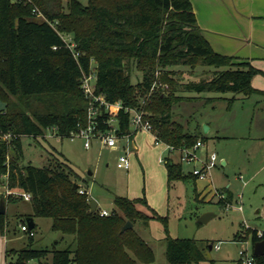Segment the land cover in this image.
I'll list each match as a JSON object with an SVG mask.
<instances>
[{"label":"trees","instance_id":"trees-1","mask_svg":"<svg viewBox=\"0 0 264 264\" xmlns=\"http://www.w3.org/2000/svg\"><path fill=\"white\" fill-rule=\"evenodd\" d=\"M30 1V5H24L0 0V103L9 102L8 108L0 112V132L12 136L8 144L0 143V185L1 177L7 174L9 188L30 194L32 215L21 220L22 224L26 218H47L51 231L72 240L63 249L54 244L50 250H34L33 237H28V247L9 254L15 256V264H41L48 255L49 263L43 264H151L153 253L145 242L132 229L121 232L126 222L147 224L151 220L161 222L166 232V220L149 208L144 197H115L113 204L122 216L90 213L86 195L78 194V187L73 188L77 176L62 158L54 156V165L48 163L42 168L18 165L23 157L21 138H35L51 128L56 129L55 137L69 138L76 124L84 123L87 101L79 87L81 72L94 70L95 93L108 103L119 102L123 108H136L140 97L155 81L158 83V73L161 82L168 83L169 92L153 91L150 105L145 107L153 133L160 143L173 149L190 148L197 140L204 141L172 120V107L195 98L176 94L264 95L251 86L252 77L259 71L212 51L189 0H86L85 5L78 0ZM33 6L55 25L56 31L31 14ZM57 33L71 35L79 53L77 61ZM174 67H207L214 71L207 79L177 83L167 78L175 74L171 70ZM133 70L141 75L134 85ZM30 101L41 103L44 110L25 112L20 106ZM109 117L118 120V135L128 132V115L123 110L102 112L100 123ZM103 128L105 125L100 124L99 129ZM164 167L168 188L173 182L193 178L183 175L181 165L169 158L164 160ZM16 200L21 199L9 197L5 202ZM139 206L150 214L139 210ZM4 216L0 215V233ZM35 228L34 224L31 230ZM245 238L254 244L264 240V234L259 239L256 231H248ZM235 239L242 241L238 234ZM164 244L167 264L203 260L192 239H175L166 233ZM253 258L255 264H264V254Z\"/></svg>","mask_w":264,"mask_h":264},{"label":"rangeland","instance_id":"rangeland-1","mask_svg":"<svg viewBox=\"0 0 264 264\" xmlns=\"http://www.w3.org/2000/svg\"><path fill=\"white\" fill-rule=\"evenodd\" d=\"M78 1L86 4V0ZM90 65L93 69L94 61ZM171 70L175 74L168 75L167 78L177 83L207 79L214 71L207 67H174ZM140 76L139 72L133 70L131 84H137ZM160 79L159 74L154 91L167 94L169 85L162 83ZM176 95L195 98L174 105L172 120L182 125L186 132L201 138L208 153L216 155L217 165L211 171L213 188L224 195V201L231 204V208L225 209L224 203H218L216 198L199 199L194 182L189 178L176 181L173 188H168L164 160L170 154L163 144L155 145L153 137L144 132H137L132 138L137 152L128 155L127 171L115 166L117 157L122 153L120 147L108 149L93 139L90 147L85 149L84 140L80 138L60 139L48 131L35 138H21L23 157L18 165L29 164L42 168L48 163L54 165V156L62 158L77 176L73 178L74 184L86 192L89 202H96L94 213L104 210L122 216L113 204L115 197L130 200L144 197L149 207L166 220V232L164 225L155 220L147 224L136 221L132 225L131 229L153 253L151 264H167L164 254L166 233L171 238L192 239L196 242L203 260L191 264H234L240 245L235 236L238 234L243 241L249 239L245 238L248 231H264V100L254 95L245 97L215 92H182ZM208 98L212 100L208 101ZM230 99H233L231 103ZM9 100L17 103L14 98L9 97ZM146 101L148 107L150 96ZM1 103L4 104L5 111L9 102ZM20 107L28 113L44 110L41 103L34 101ZM203 126L210 127L205 134L202 132ZM222 159L227 161L224 167L220 166ZM191 170L192 165H184L183 175H188ZM202 185V182H196L195 187L199 190ZM238 206L241 211H237ZM138 208L144 209L141 206ZM145 214L150 213L145 209ZM205 214L211 217L206 222L199 223L198 219ZM31 215L29 202L16 200L7 204L5 232L0 235V264H15V256L10 255V251L28 247V233L22 232L20 226L21 220ZM33 223L36 225L31 243L34 250H50L54 244L57 249H63L72 240L71 237H63L60 233L51 231L50 219L35 217ZM214 244H219L218 251L209 249ZM5 250L7 256H4ZM252 251L253 249L250 250L251 253ZM49 261L48 255L41 264ZM36 263L30 261L28 264Z\"/></svg>","mask_w":264,"mask_h":264},{"label":"built area","instance_id":"built-area-1","mask_svg":"<svg viewBox=\"0 0 264 264\" xmlns=\"http://www.w3.org/2000/svg\"><path fill=\"white\" fill-rule=\"evenodd\" d=\"M12 4L22 3L24 5L31 4L30 0H9ZM31 14L40 21L47 22L48 25L55 30V25L48 22L44 16L38 11L36 7H32ZM56 31V30H55ZM62 40L64 47L70 52L72 58L77 61L79 53L75 50V44L72 37L69 35H62L57 33ZM158 73H156V78ZM95 83L96 77L94 70H90L88 73L81 72L80 75V90L87 101L86 116L84 123L78 122L76 124V131L71 132L69 139L80 138L84 140L83 147L88 149L90 147L91 140L95 139L100 142V144L108 149H118L122 150L116 160V168L122 171H127L129 169L128 155L134 149L132 138L137 132H144L150 134L154 139V144L158 145L160 142L156 139L153 133V127L148 119V113L145 111L146 99L150 96L155 88H157L156 81L151 85L148 93L143 99H139V103L136 108H123L119 102L108 103L101 94L95 93ZM114 108L116 110H123L125 114L128 115V132L126 134L118 135V120L114 117H109L105 121H101L100 116L102 112H107L109 109ZM105 125V128L99 129V125ZM52 136H55L56 129L51 128L46 130ZM12 136L8 133L0 132V143L8 144ZM120 142H123L120 143ZM120 144V146H118ZM162 144V143H161ZM164 145V144H163ZM169 152V159L174 163L181 165L182 170L184 165H192L191 172L188 175L199 181L210 180L211 171L217 165V157L214 153H208L206 150L204 142L197 140L195 144L190 148L173 149L170 146L164 145ZM202 150V151H200ZM8 157H6L5 165H7ZM3 179L0 185V200L6 201L9 197H17L23 201L29 202L31 196L29 193L19 190L18 188H9L7 181V174L1 177ZM211 192V198H216L218 202L224 203V208H231V204L227 203L223 194L218 193L213 187L209 189ZM85 191L78 188V194L85 195ZM89 203V201L87 200ZM96 210V209H95ZM237 211H241V207H237ZM99 217H110L113 213H108L104 210L96 212ZM22 232H27L28 237H34L35 233L29 230L26 223L20 226ZM257 237L260 239L263 233L256 231ZM239 249L237 252V259L234 264H255L252 253L250 250L253 249V243L248 240L238 241ZM210 249L215 251L219 250V244H214L210 246Z\"/></svg>","mask_w":264,"mask_h":264},{"label":"crops","instance_id":"crops-1","mask_svg":"<svg viewBox=\"0 0 264 264\" xmlns=\"http://www.w3.org/2000/svg\"><path fill=\"white\" fill-rule=\"evenodd\" d=\"M189 2L201 34L212 51L221 56L232 57L236 62L248 63L258 70L259 73L251 79V86L264 92V0H189ZM254 96L264 100V95ZM262 120L264 121V117ZM207 128L208 132L210 127ZM132 143L135 146L133 140ZM136 152L135 148L131 151L132 154ZM226 164V159L220 161V166L224 167ZM189 179L194 182L196 196L199 199L206 197L210 200L209 189L213 187L211 178L204 181ZM196 182H202L203 187L198 190L195 187ZM173 183L170 188H173ZM8 203L4 201L5 214ZM141 211L145 213V209ZM258 232L264 234V231ZM4 241L3 237L2 242ZM5 254L6 250L4 256Z\"/></svg>","mask_w":264,"mask_h":264},{"label":"water","instance_id":"water-1","mask_svg":"<svg viewBox=\"0 0 264 264\" xmlns=\"http://www.w3.org/2000/svg\"><path fill=\"white\" fill-rule=\"evenodd\" d=\"M4 110V104L3 103H0V112H3ZM208 128L207 126H203L202 128V132L203 134H205L207 132ZM90 175V174H89ZM73 188L76 189L77 188V185L74 184L73 185ZM96 202L94 200H91L89 202V212L90 213H94L95 212V209H96ZM5 214V205H4V201L3 200H0V215H3ZM211 217V215H208V214H205L203 216H201L199 219H198V222L199 223H204L206 222V220ZM25 223L28 227L29 230H31L33 228V222L31 220V218H26L25 219ZM132 228V224L130 222H126L122 228H121V232H124L126 230H129ZM210 249V247H209ZM264 254V240H261L259 242H256L253 244V256H256V257H260V256H263Z\"/></svg>","mask_w":264,"mask_h":264}]
</instances>
